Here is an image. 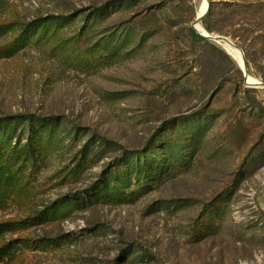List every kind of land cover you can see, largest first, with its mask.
Listing matches in <instances>:
<instances>
[{"label": "rangeland", "instance_id": "374dc122", "mask_svg": "<svg viewBox=\"0 0 264 264\" xmlns=\"http://www.w3.org/2000/svg\"><path fill=\"white\" fill-rule=\"evenodd\" d=\"M210 1L211 34L264 82V0ZM205 4L0 2L2 264H264V88L230 45L191 35ZM143 149L154 181L56 203L114 185Z\"/></svg>", "mask_w": 264, "mask_h": 264}, {"label": "trees", "instance_id": "16d2710c", "mask_svg": "<svg viewBox=\"0 0 264 264\" xmlns=\"http://www.w3.org/2000/svg\"><path fill=\"white\" fill-rule=\"evenodd\" d=\"M0 2H2V0H0ZM102 7H107V5L106 4L101 5L100 9H102ZM214 11H215L214 3L211 1L209 10L202 21V25H203L202 27L209 33L213 31V29L211 28L208 22L210 19H212ZM39 27L40 25L37 23L36 20H33L26 25H22L23 35L27 36L26 34L28 32L34 31ZM190 33L194 38L205 40L203 37L198 35L193 29H190ZM19 40L24 41L25 39L20 37L17 39V41ZM247 60L248 58L245 54V61L248 65ZM247 71L250 72L248 67H247ZM17 116L25 117L29 121H31L32 119H35L37 121H47V119H45L44 117L36 116L34 114H17ZM6 119L7 118L0 119V124L6 122ZM0 138H1V134H0ZM161 144L162 142H159L158 140L156 144L155 143L152 144L151 148L153 146H158ZM146 154H148L146 149H143L139 152L128 151V153L123 157L122 161H120V166L123 167V169H121V173L117 174L116 172H114L113 175L111 176L113 179L111 180L110 183L112 184L115 183L114 185L108 187L109 182L105 183L104 181H101L100 183L94 185L91 189H89L86 195L82 196L81 193L78 194L72 193L69 195H65L61 199H58L56 203L59 204V206L65 204L83 205V206L85 203L95 204L100 200H102L103 198L109 196L108 195L109 188H112L113 190H117L123 184H129L131 182L130 181L131 178H136L137 180L141 179L143 182L154 181L156 178H158V176L162 175V169L159 168V165H157V163L155 164V161L151 159L147 161V158H144L145 156H147ZM132 175L134 176L130 177ZM53 206L55 205H52V207ZM213 210L215 209H212V211ZM8 226L9 225L7 224H0V235H2L9 228ZM13 247L14 246L11 243H7L0 246V264H2L5 261V259L11 254V250Z\"/></svg>", "mask_w": 264, "mask_h": 264}, {"label": "water", "instance_id": "95a60500", "mask_svg": "<svg viewBox=\"0 0 264 264\" xmlns=\"http://www.w3.org/2000/svg\"><path fill=\"white\" fill-rule=\"evenodd\" d=\"M206 2H207V5H206V9H205V11H204V13L203 14H201V16L199 17L197 14H196V18H195V20H194V22L192 23V28H193V30L198 34V35H200L201 37H203V38H205V39H209V40H212V41H214L215 43H216V41H217V39H219V37L221 38H228V37H226V36H222V35H217V34H211V33H209V32H207L205 29V33H200L199 31H197V29L195 28V23H200L201 24V20L203 19V17L207 14V12H208V10H209V6H210V0H206ZM216 36V37H215ZM231 40V39H230ZM231 42L235 45V47L240 51V53H241V62H240V64H238L239 65V67H240V69L242 70V72H243V74H244V76H245V83L247 84V85H249V86H253V87H262V88H264V82H259V84H257V85H250V84H248L247 83V77H249V74H248V71H247V67H246V61H245V57H244V52H243V50L236 44V43H234L232 40H231ZM218 44V43H217Z\"/></svg>", "mask_w": 264, "mask_h": 264}, {"label": "bare ground", "instance_id": "6f19581e", "mask_svg": "<svg viewBox=\"0 0 264 264\" xmlns=\"http://www.w3.org/2000/svg\"><path fill=\"white\" fill-rule=\"evenodd\" d=\"M206 1V0H205ZM206 5H207V2H206V4L203 6V8L201 9L202 10V12H200V13H198L197 15L200 17L201 16V14H203L204 13V11H205V9H206ZM199 25H201L200 23H195V28L197 29V31H199L200 33H205L206 31L204 30V28L202 27V25H201V27L203 28H201ZM216 37V36H215ZM217 43H225V44H228V45H230L228 48L233 52V53H238V55H239V59H240V62H241V53H240V51L235 47V45L231 42V40L229 39V38H220L219 37V39H217V41H216ZM247 83L248 84H250V85H257V84H259V80L258 79H256V78H254V77H252V76H249V77H247ZM253 82H256L257 84H254Z\"/></svg>", "mask_w": 264, "mask_h": 264}]
</instances>
